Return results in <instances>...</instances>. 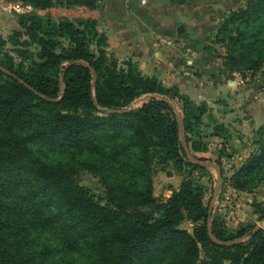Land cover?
<instances>
[{
	"label": "trees",
	"instance_id": "trees-1",
	"mask_svg": "<svg viewBox=\"0 0 264 264\" xmlns=\"http://www.w3.org/2000/svg\"><path fill=\"white\" fill-rule=\"evenodd\" d=\"M17 1L27 37L16 31L12 51L0 50V264H264V226L232 229L205 200L208 102L93 50L99 0ZM214 40L226 47L227 74L264 73V0L232 9ZM149 93L163 97L132 105ZM254 134L227 178L240 191L264 181V123ZM49 150L59 156L47 159ZM169 162L183 179L159 197L156 165ZM252 203L264 219V201Z\"/></svg>",
	"mask_w": 264,
	"mask_h": 264
},
{
	"label": "rangeland",
	"instance_id": "rangeland-1",
	"mask_svg": "<svg viewBox=\"0 0 264 264\" xmlns=\"http://www.w3.org/2000/svg\"><path fill=\"white\" fill-rule=\"evenodd\" d=\"M230 1L231 3L228 4L229 7L231 6L236 8H238L240 4L244 2L246 4L247 2V0ZM17 3L18 1L15 2V0H0V50L8 49L12 51V40L16 31H21L19 35L21 39L27 37L24 33V29L19 25L18 16L15 13L14 5ZM184 3H189L191 5L196 4L197 7H202L203 5L204 7H213L209 4H214L215 7L220 8V13L222 12V9L228 7V5L226 4L228 2L226 0H148L146 4H142L140 0H99L98 8L94 11V17L96 20L98 31L103 35V39L100 41L99 46L92 44L91 47L95 51H97V47H101L107 52L110 57H115L120 65L123 64L128 58H131L134 62L138 63L141 72H143L145 75H153L147 73V71L141 66L140 60L135 56V52H131L132 47L127 45L130 44L128 29L123 31L122 29L119 30V27L122 25H119V21L126 23L127 27H129L131 21L132 23H134V25L131 24L130 26L132 29H134V34L132 35L133 39L135 38V36L137 37L140 32L141 34L143 33L142 26H150V38L154 47L155 56H152V63L150 61L148 62V65L151 64L152 66H154V68L150 66V68L152 69H149V71H152L153 69H155L154 71H162V75H166L165 81H167L168 84H166L161 77H158L165 83V85H171V83L174 84L175 80H197L193 75L199 74L200 71L198 69L192 70L191 66L193 63L192 59L198 56V50L204 49L212 53L211 56L220 57V64H223L222 56L225 54L226 47L222 43L216 42L214 39L216 37L218 26L230 11H228L221 20L219 18H216V22L220 20L217 22V25H212V18L208 19L211 22L210 25H208V23L205 25L202 22V20H204L202 18L200 21L196 22L193 17L186 18L184 17V15L182 16L181 14H179H183L181 10L184 9V7L187 8L186 11H191L193 8L190 6H185ZM206 4L209 6H207ZM17 9L19 8L17 7ZM174 16H177L179 18L176 19ZM136 23L139 29L134 28ZM181 23L186 27L191 26L190 32H185L186 28L183 32H178V26ZM136 30L138 31L136 32ZM168 35L175 38L176 45L167 44V42L162 40V37L165 38ZM119 40H121V44L118 43ZM34 46L35 45L32 44L31 48H34ZM188 46L192 48V52L186 49V47ZM13 53L16 54L14 51ZM178 55H182L184 58V61L180 65L176 64V58L178 57ZM167 60L171 62L169 63V61ZM166 70L170 71V75L166 74ZM231 72L232 71H230V73ZM249 77L252 81H255L258 84L259 88L263 86L264 73L261 70L253 73ZM146 96L147 94L138 96L133 100L132 105H141L149 98ZM197 98L201 99V97L198 96ZM198 102H201V100ZM261 104H264V97L262 100L259 99L258 101V105ZM175 107L179 112L181 118L182 107L179 101L175 102ZM204 129L205 131L208 130L207 127H205ZM254 131L252 134V143L255 135ZM207 132H209V130ZM205 141L210 143V140H207V138H205ZM218 141L220 146H216L218 148H216V153L217 151L220 152L221 150L224 153V146L222 145L223 140ZM209 145L210 144H208V146ZM219 152L216 157H211V160L217 159L218 157L221 159L223 173L221 174V178L219 179L217 168L214 166L216 164L208 165L211 170L212 176L211 178H209L208 176H204L203 178V181L206 184L205 200L208 201L209 197H211L210 206H212L213 213L215 212L221 214L226 220L227 225L232 229H236L238 226L250 222H255L259 225L264 226V219L259 218L260 214L255 211V206L252 203L254 200H258V198H256V196L252 194L253 191H244V193H242L240 190H236V194L233 195L232 199H227L225 197V190H227L228 184L227 182H229L227 178L235 171V169H237V167H234L236 165L233 164L228 159V157H224L223 153L221 155ZM58 156L59 152L49 150L47 151L46 158L49 160H54ZM204 162H207L209 164L211 163L208 160H204ZM156 167L157 171L154 176L155 193L159 197L167 196L166 193L170 192L168 188L173 189V187L169 185L171 183L175 185L178 182H181L183 179V173L176 169L178 171V176L174 175V173H172V169H174L175 165L172 162L166 164L157 163ZM167 176L169 177L167 178ZM224 176L226 178H224ZM81 180L82 183L88 185L93 191H101L100 183L98 182L97 178L90 172L83 171L81 173ZM248 196L255 197L251 201V203L248 201ZM182 225L192 230L194 223L192 221L185 220Z\"/></svg>",
	"mask_w": 264,
	"mask_h": 264
},
{
	"label": "crops",
	"instance_id": "crops-1",
	"mask_svg": "<svg viewBox=\"0 0 264 264\" xmlns=\"http://www.w3.org/2000/svg\"><path fill=\"white\" fill-rule=\"evenodd\" d=\"M226 1L228 2L226 3L227 5L231 3L230 0ZM184 4L187 7L190 6L193 8L191 11H186L187 8L184 7V9H182L184 11L181 10L183 14H179L182 16L184 15L186 18L193 17L196 22L200 21L202 18L204 19L202 22L205 25L207 23L210 25L211 22L208 19L212 18V25L214 26L217 25V22L220 21L228 11L236 8L229 7L228 5V7L222 9V12L220 13V8L215 7L214 4H209L213 7H204V5L202 7H197L196 4ZM244 4L245 2L240 5ZM177 16L174 17L178 19L179 17ZM216 18H219L220 20L217 19L218 21L216 22ZM131 24L134 25L131 21L129 27H127L126 23L119 21V25H121L119 30L122 29L123 31L128 29L130 44L127 45L132 47L131 52H135V56L140 60L141 66L147 71V73L156 74L168 84V82L165 81L166 75H162V71H154L155 69L149 71V69L154 68V66L151 64L148 65V62L150 61L152 63V56H155L154 47L150 38L151 27L142 26L143 33L141 34L140 32L137 37L135 36L133 39L132 35L134 34V29L130 27ZM184 27L186 28L185 32H190L191 26L186 27L184 25ZM134 28L139 29L137 23ZM137 31L138 30H136V32ZM118 43L121 44V40H119ZM211 55L212 53L209 51L201 49L198 50V56L192 59L193 63L191 69H198L200 71L199 74H195L196 76L193 75L197 80L183 79V81L175 80L174 82L178 84L183 92L190 94L196 101L206 100L210 106L209 111L204 114V128L207 127L209 130V132H207L208 130L205 131L207 132L206 135H208L205 138L210 140V143H208L210 145L207 150L199 151L198 153L207 156L209 162L218 165L216 159L211 160V157H216L219 152L217 151L216 153V148L220 146L218 140H223L222 145L224 146V157H228V159L236 165L234 167L238 168L249 156L255 146V144L252 143L253 131L264 123V104L258 105L259 99L262 100L264 97V86L259 88L258 84L255 81H252L249 77L252 73L248 70L245 71V73L241 71H232L227 74L221 68L222 64H220V57H214ZM176 59L177 65L182 64L184 61L182 55H178ZM170 62L171 61H169V63ZM150 66H152V68H150ZM169 73L170 71L166 70V74L170 75ZM196 95L201 97V99H198ZM218 166L220 167V165ZM172 173L178 176V171L175 167L172 169ZM168 177L169 176H167V178ZM179 183L180 182L175 185L171 183L169 186L178 187ZM168 189L170 192L166 193V195H169L172 192L171 188ZM241 192L244 193V191ZM252 194L255 195L258 200H264V181L261 182ZM247 198L251 203L255 197L248 196Z\"/></svg>",
	"mask_w": 264,
	"mask_h": 264
},
{
	"label": "built area",
	"instance_id": "built-area-1",
	"mask_svg": "<svg viewBox=\"0 0 264 264\" xmlns=\"http://www.w3.org/2000/svg\"><path fill=\"white\" fill-rule=\"evenodd\" d=\"M140 2L143 3V4H145V3L148 2V0H140ZM162 40L165 41V42H167V44L176 45V40H175V38L173 36L168 35L165 38L162 37ZM186 49L188 51H190V52L193 51L192 48L189 47V46L186 47ZM227 183L228 184H227V190H225V194H226L225 197L227 199H232L233 195L236 194V190L237 189L230 182H227Z\"/></svg>",
	"mask_w": 264,
	"mask_h": 264
},
{
	"label": "water",
	"instance_id": "water-1",
	"mask_svg": "<svg viewBox=\"0 0 264 264\" xmlns=\"http://www.w3.org/2000/svg\"><path fill=\"white\" fill-rule=\"evenodd\" d=\"M184 29H185V27H184V24H179V26H178V32H183L184 31ZM155 95H158V96H160V97H163V96H161V95H159V94H157V93H149V94H147V96L146 97H152V96H155ZM181 130H182V133H183V128H182V124H181ZM183 138V141H184V144L186 145V141H185V137L183 136L182 137ZM186 148L188 149V151H189V153H190V156H191V158L193 159V160H195V161H198V159H196L195 157H194V155L190 152V150H189V148L187 147V145H186ZM202 163H204V164H206V165H212L213 163H205L204 161L202 162ZM214 165V164H213ZM216 168H217V171H218V175H219V179L221 178V174H222V172H221V169H220V167H218V165H214ZM210 212L212 213V206H210ZM210 233H211V236L216 240V241H219L216 237H215V235L213 234V232H212V230H210Z\"/></svg>",
	"mask_w": 264,
	"mask_h": 264
}]
</instances>
